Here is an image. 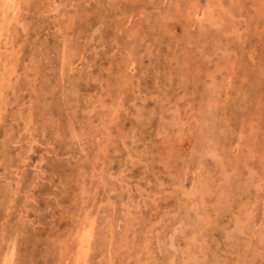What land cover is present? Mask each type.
<instances>
[{"label": "rangeland", "instance_id": "374dc122", "mask_svg": "<svg viewBox=\"0 0 264 264\" xmlns=\"http://www.w3.org/2000/svg\"><path fill=\"white\" fill-rule=\"evenodd\" d=\"M1 1L0 264H264V0Z\"/></svg>", "mask_w": 264, "mask_h": 264}, {"label": "bare ground", "instance_id": "6f19581e", "mask_svg": "<svg viewBox=\"0 0 264 264\" xmlns=\"http://www.w3.org/2000/svg\"><path fill=\"white\" fill-rule=\"evenodd\" d=\"M0 1H1V0H0ZM16 1H17V0H16ZM18 1H19V0H18ZM18 1H17V4H18ZM2 2H3V3H2ZM1 3L3 4V9L1 10V11H2V12H1L2 15H5L7 12H9V11H11V10H13V12H14V10H15V9H14V8H15V7H14V6H15V0H2ZM17 4H16V6H17ZM0 5H1V4H0ZM18 10H19V9H18ZM19 13H20V12H19ZM15 15H16V13H15ZM10 16H11V13H9V16L7 15V17H10ZM17 16H18V15H17ZM19 16H20V14H19ZM19 16H18V17H19ZM12 17H14V16H12ZM18 17H17V19H18ZM2 19H3V18H2ZM5 19H6V18H5ZM12 20L14 21V19H12ZM9 21H10V19L8 20V22H9ZM16 21H17V20H16ZM17 22H18V21H17ZM5 23H6V21H5ZM9 23H10V22H9ZM11 23H12V22H11ZM1 25H2V24H1ZM1 25H0V26H1ZM10 26H11V25H10ZM14 26L16 27L15 24H14ZM19 26H20V25H19ZM2 27H4V25H3ZM17 27H18V26H17ZM11 28H12V27H11ZM20 28H23V27H19V29H20ZM15 29H16V28H15ZM5 32H6V31H5ZM6 33H7V32H6ZM0 34H1V33H0ZM0 37H1V36H0ZM4 37H5V36H3V38H4ZM9 39H10V38H9ZM11 40H12V38H11ZM9 41H10V40H9ZM2 43H4V42L1 41L0 44H2ZM3 45H4V44H3ZM6 49H7V48H6ZM2 50H3V49H2ZM3 61H4V60H3ZM11 61H12V60H11ZM0 64H1V63H0ZM11 64H12V63H11ZM5 65H6V64L4 63V66H5ZM12 65H13V64H12ZM7 66H8V65H7ZM14 66H15V65H14ZM23 67H24V66H23ZM0 68H1V67H0ZM2 68H3V66H2ZM7 68H9V66H8ZM13 68H14V67H13ZM4 69H5V67H4ZM9 69H10V68H9ZM2 70H3V69H2ZM7 70H8V69H7ZM11 70H12V66H11ZM3 71H4V70H3ZM3 71H2V72H3ZM2 72H1V73H2ZM14 72H15V71H14ZM13 74H14V73H13ZM3 75H4V73L2 74V76H3ZM8 75H9V74H8ZM0 76H1V74H0ZM2 76H1V77H2ZM1 77H0V78H1ZM9 78H10V77H9ZM13 78H14V77H13ZM228 78H229V77H228ZM14 79H15V78H14ZM16 79H17V78H16ZM2 80H5V79L2 78ZM2 80H1V82H2ZM5 81H7V80H5ZM5 81H4V82H5ZM1 82H0V85L2 84ZM13 83H14V81H13ZM8 84H10V83L8 82ZM8 84H5V85H6V88H7ZM2 85H3V84H2ZM0 87H1V86H0ZM10 87H11V86H10ZM2 88H3V86H2ZM3 89H5V88H3ZM2 91H3V90H2ZM4 91H7V89L4 90ZM4 91H3V92H4ZM1 94H2V93H1ZM1 94H0V95H1ZM3 97H4V96H3ZM3 97H2V98H3ZM4 102H5V101H4ZM3 104H4V103H3ZM0 113H1V112H0ZM213 122H214V121H213ZM208 123H209V122H208ZM215 124H216V123H215ZM215 124H214V125H215ZM206 127H207V126H206ZM258 132H259V131H258ZM195 135H196V134H195ZM5 139H6V138H5ZM208 143H209V142H208ZM0 147H1V146H0ZM14 155H15V154H14ZM217 159H218V158H217ZM17 162H18V161H17ZM249 171H250V170H249ZM4 174H5V173H4ZM10 175H11V174H10ZM2 181H3V180H2ZM10 181H11V180H10ZM9 183H10V182H9ZM233 185H234V184H233ZM248 185H249V184H248ZM209 188H210V187H209ZM201 194H202V193H201ZM210 195H211V194H210ZM212 196H213V195H212ZM21 198H22V197H21ZM129 200H130V199H129ZM233 212H234V211H233ZM16 213H17V212H16ZM20 213H21V212H20ZM65 213H66V212H65ZM21 216H22V215H21ZM219 218H220V217H219ZM209 219H210V218H209ZM237 220H238V219H237ZM77 221H78V220H77ZM16 224H17V223H16ZM211 224H212V223H211ZM92 226H93V225H92ZM92 230H93V229H92ZM108 230H109V229H108ZM183 231H184V230H183ZM91 232H93V231H91ZM83 235H84V233H83ZM257 236H258V235H257ZM89 237H90V233L88 232V233H86V234L84 235L83 238H84L85 241H87V239H88ZM9 238H10V237H9ZM12 238H13V237H12ZM92 238H93V237H92ZM7 240H8V239H7ZM82 240H83V239H82ZM170 240H171V239H170ZM188 240H189V239H188ZM188 240H187V241H188ZM5 241H6V239H5ZM187 241H186V242H187ZM189 241H190V240H189ZM80 243H81V242H80ZM87 243H88V242H87ZM5 244H6V243H5ZM89 244H90V241H89ZM12 245H13V244H12ZM79 245H80V244H79ZM122 245H123V244H122ZM3 247H4V246H3ZM83 247H84V246H82L81 248H83ZM12 248H13V247H12ZM2 249H3V248H2ZM5 249H6V248H5ZM80 250H81V249H79L78 253L80 252ZM76 251H77V250H76ZM10 252H11V251H10ZM81 252H82V251H81ZM84 252H86V251H85V248H84ZM76 253H77V252H76ZM78 253H77V255H78ZM81 254H82V253H81ZM83 254H84V253H83ZM78 256H79V255H78ZM83 256H84V255H83ZM193 257H194V256H193ZM11 258H12V257H11ZM11 258H10V260H11ZM77 259H79V258L77 257ZM80 259H82V257H81ZM83 260H85V258H84ZM76 261H77V260H76ZM76 261L74 260V262H76ZM80 261H81V260H80ZM78 263H80V262H78Z\"/></svg>", "mask_w": 264, "mask_h": 264}]
</instances>
